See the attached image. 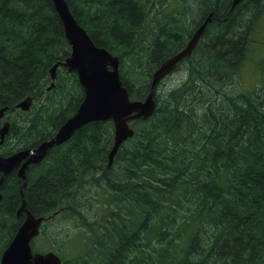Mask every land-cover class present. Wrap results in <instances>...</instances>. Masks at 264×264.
Instances as JSON below:
<instances>
[{
	"label": "trees",
	"instance_id": "16d2710c",
	"mask_svg": "<svg viewBox=\"0 0 264 264\" xmlns=\"http://www.w3.org/2000/svg\"><path fill=\"white\" fill-rule=\"evenodd\" d=\"M66 1L93 42L119 57L132 100L149 95L153 73L192 37L165 35L160 0ZM215 40L212 50L193 51L189 64L177 67L185 76L187 68L186 81L161 96L158 85L154 115L132 122L135 135L114 159L108 119L49 149L28 166L26 179L17 169L3 177L0 257L25 220L17 217L22 201L36 217L67 208L86 228L89 210L76 209V202L93 203L104 190L113 207L95 217L114 216L115 223L82 264H264V82L252 93L236 84L248 57L242 34ZM70 52L52 0H0V110L7 109L0 129L9 124L1 155L39 146L75 115L84 99L77 74L60 67L50 89L51 68ZM27 98L30 110L18 109ZM37 239L33 250L43 252ZM86 252L94 250L82 246L79 254Z\"/></svg>",
	"mask_w": 264,
	"mask_h": 264
},
{
	"label": "water",
	"instance_id": "95a60500",
	"mask_svg": "<svg viewBox=\"0 0 264 264\" xmlns=\"http://www.w3.org/2000/svg\"><path fill=\"white\" fill-rule=\"evenodd\" d=\"M64 27L65 35L71 52L62 63L55 64L50 70L53 81L50 89L57 79V70L60 67L69 73H76L79 83L84 91V99L79 109L50 140L42 142L35 148H26L10 156L0 155V185L3 177L9 175L14 169L21 172L31 164H36L45 157L47 151L63 144L70 139L73 132L84 124L112 119L115 126V146L110 154V160L117 155L121 145L134 136L135 131L131 125L133 121L149 120L156 111L155 90L157 86L171 73L179 63L191 55L196 48L200 37L207 28L205 22L190 39L187 46L177 52L173 57L163 62L153 73L150 93L140 100H132L127 88L120 77V59L107 49L99 47L91 40L87 31L78 23L66 0H52ZM243 0H234L233 7ZM32 98H28L18 105V108L28 111L32 105ZM5 109L0 110V119ZM0 133V146L4 143L9 131V124H5ZM21 168L19 169V166ZM20 171V172H19ZM26 184L20 187L21 197ZM3 195L0 193V203ZM17 215H24L25 220L17 229L14 237L3 251L0 264H64L61 257L54 252H34L33 240L40 234L45 217H36L22 201Z\"/></svg>",
	"mask_w": 264,
	"mask_h": 264
},
{
	"label": "rangeland",
	"instance_id": "374dc122",
	"mask_svg": "<svg viewBox=\"0 0 264 264\" xmlns=\"http://www.w3.org/2000/svg\"><path fill=\"white\" fill-rule=\"evenodd\" d=\"M252 49L253 51L248 53L247 60L244 64L245 66L237 76L236 82L242 91L248 93H252L258 83L264 82V51H254V48ZM188 61H185V64H183L188 65ZM128 63L131 65V62ZM185 67L186 66L183 68ZM132 76L136 77L137 75L133 74ZM187 77V68L186 76L185 72H181V69H176L159 86L158 94L161 96L171 92L168 89H173L182 84L183 81L187 80ZM199 85L203 87L205 86V83L200 82ZM166 88L168 89L165 90ZM164 90L165 93L163 92ZM227 90L229 91L228 87ZM92 184H97V182L93 181ZM90 200L93 203L77 201L76 209L84 212L86 207L88 208L89 212L83 216L91 223V226L84 228L81 226L82 222H78L76 219L72 218V214L67 208H62V213L52 215L44 222L42 233L35 243L36 248L43 252L55 251L57 254H63L69 261V264H72L75 259L78 264H82L83 259L86 261L90 260L91 256H95L97 254L95 248H100L99 241L102 233L110 229L111 223H115L114 216H110L108 218L103 217L100 220L96 217L105 215V213L107 214V212L113 207L114 199L112 195L105 193L103 190L97 192V194ZM0 204H2V202ZM126 214V211L121 206L119 209V217L122 219V221H124L123 218L126 216ZM118 225L122 226L119 221ZM119 226L112 232L119 233ZM82 246L90 249L92 248L94 253L86 252L83 254V256L80 255L79 251L81 250Z\"/></svg>",
	"mask_w": 264,
	"mask_h": 264
},
{
	"label": "flooded vegetation",
	"instance_id": "af4514ba",
	"mask_svg": "<svg viewBox=\"0 0 264 264\" xmlns=\"http://www.w3.org/2000/svg\"><path fill=\"white\" fill-rule=\"evenodd\" d=\"M160 3L166 13V18L160 23L161 29L168 38L193 37L197 29L208 22L194 51L212 50L216 44L215 37L222 33L228 37L234 33L242 34L247 42L242 48L245 53L252 52V48L264 51V0H243L235 7L234 0H160ZM239 17L245 20L242 26L236 23ZM184 23L189 24V30L185 29ZM189 41L178 42V45H184L182 48L179 46L177 52L184 49ZM17 217L24 218V215Z\"/></svg>",
	"mask_w": 264,
	"mask_h": 264
},
{
	"label": "bare ground",
	"instance_id": "6f19581e",
	"mask_svg": "<svg viewBox=\"0 0 264 264\" xmlns=\"http://www.w3.org/2000/svg\"><path fill=\"white\" fill-rule=\"evenodd\" d=\"M70 8V7H69ZM70 13L72 14V12H71V10H70ZM73 15V14H72ZM88 34V33H87ZM90 37V36H89ZM91 38V37H90ZM92 40V39H91ZM200 40V39H199ZM93 41V40H92ZM190 56V55H189ZM188 57V56H187ZM186 57V58H187ZM186 58L182 61V62H180L179 64H183L184 63V61L186 60ZM28 99V98H27ZM33 99V98H32ZM25 101V100H24ZM22 103V102H21ZM32 103H33V101H32ZM32 106V105H31ZM17 108H18V106H17ZM31 108V107H30ZM6 111H7V109L6 108H4ZM18 109H21V108H18ZM2 110V109H1ZM21 110H23V109H21ZM30 110V109H29ZM28 110V111H29ZM6 111H5V113H6ZM24 111V110H23ZM5 113H4V116H5ZM4 116L0 119V120H2L3 118H4ZM89 124V123H88ZM85 125H87V124H84V125H82L81 127H78L73 133H75L78 129H80V128H82L83 126H85ZM1 131L2 130H0V133H1ZM73 136V135H72ZM71 136V137H72ZM70 137V138H71ZM69 140V139H68ZM66 142V141H65ZM48 152V151H47ZM47 154V153H46ZM40 162V161H39ZM21 168V165L19 166V169ZM27 169V168H26ZM26 169L23 171V172H21V177L23 178V179H26V175H25V173H26ZM20 172V171H19ZM219 174V173H218Z\"/></svg>",
	"mask_w": 264,
	"mask_h": 264
}]
</instances>
